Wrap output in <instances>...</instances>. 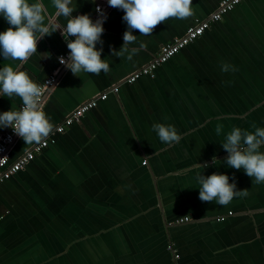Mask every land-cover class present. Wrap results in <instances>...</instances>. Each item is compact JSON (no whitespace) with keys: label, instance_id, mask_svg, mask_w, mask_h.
<instances>
[{"label":"crops","instance_id":"1","mask_svg":"<svg viewBox=\"0 0 264 264\" xmlns=\"http://www.w3.org/2000/svg\"><path fill=\"white\" fill-rule=\"evenodd\" d=\"M221 1L192 0L193 16L169 18L151 36L133 31L137 40L128 47H145L128 60L112 55L124 43L125 13L105 0H73V16L92 20L96 6H106L103 44L96 47L109 71L75 76L63 68L42 104L50 134L83 103L104 93L108 99L0 187V264H175L174 252L180 264H264V183L228 167L221 146L234 127L264 128V0H246L154 78L124 83ZM40 2L66 26L63 16L55 19L52 0ZM8 27L0 16V32ZM67 51L56 31L37 42L22 70L41 84ZM222 63L237 70L222 72ZM18 64L0 56V68ZM21 105L15 95L0 96V114ZM155 123L173 125L180 141L161 142ZM8 129L0 127V135ZM34 145L18 137L12 160ZM213 173L228 175L249 195L227 206L202 202L196 177Z\"/></svg>","mask_w":264,"mask_h":264},{"label":"clouds","instance_id":"2","mask_svg":"<svg viewBox=\"0 0 264 264\" xmlns=\"http://www.w3.org/2000/svg\"><path fill=\"white\" fill-rule=\"evenodd\" d=\"M73 0H52L55 8V19L63 16L66 26L53 22L47 16L45 5L37 0H0V16L6 20L9 27L0 32V56L4 60L19 61V64L0 68V96L11 99L14 95L21 98L22 108L9 110L0 114V127L11 128L26 145L40 144L52 131L53 125L43 111L42 97L48 83L37 84L22 66L27 60L37 53V42L52 33L59 31L67 41L69 55L67 58L59 57V63L66 66L75 76L85 72L99 75L102 71H109V64L102 59L103 48L97 50V44H103L101 37L104 33L103 24L107 19L103 9L95 10L99 18L95 22L88 14L73 16L75 11ZM110 7L122 10L125 14L123 21L127 30L123 34V45L119 51L112 50V55L122 57L127 54V59L132 60L141 49L129 48L137 40L133 31L138 30L143 36H151L159 24L169 18L184 20L194 15L192 0H107ZM47 17V22H46ZM74 37L73 39H69ZM46 56V53H45ZM233 65L222 63L221 71H236ZM50 83V82H49ZM161 142L171 146L178 143L181 136L173 125L163 123L153 124ZM254 132L234 127L226 136V142L221 146L228 153L226 164L236 170H243L245 174L254 178L256 184L264 183V128L255 127ZM222 125H217L216 133L219 135ZM213 162L216 163L215 157ZM198 167L206 168L207 164ZM199 188V199L202 202H213L220 206H227L236 197H247L249 190H237L235 183H229V176L213 173L210 176L202 174L196 177ZM188 216L183 217L187 220Z\"/></svg>","mask_w":264,"mask_h":264},{"label":"built area","instance_id":"3","mask_svg":"<svg viewBox=\"0 0 264 264\" xmlns=\"http://www.w3.org/2000/svg\"><path fill=\"white\" fill-rule=\"evenodd\" d=\"M246 0H222L219 4V7L212 16L205 20H196L195 24L190 27L186 34L180 38L174 40V42L166 44L161 47L160 52L157 57L153 59L148 65L143 67L142 69L132 73L128 76L124 83L132 85L136 83L143 77L154 78L156 71L168 63L172 58L178 55L182 50L187 48L189 45L196 42L200 39L206 31L211 29V27L217 23H220L224 16L233 12L238 6L244 3ZM107 2V0H105ZM103 9L104 14L106 15V6L102 4H98L96 6ZM95 8V9H96ZM96 11V10H95ZM99 18V14L96 12L95 20ZM69 55V50L64 54L61 55L65 58ZM60 56V57H61ZM58 67L52 73V75L43 83H48L49 88H46L44 95L42 97V104L43 101L50 91L57 83L58 77L61 74L63 68L66 66L61 65L58 59ZM50 82V83H49ZM118 87H114L112 92H118ZM108 99V94H100L94 97L93 99L89 100L86 103H83L79 107H77L74 111H72L64 120L63 122L58 125L54 131L45 138L40 144H35L29 151L23 154L20 158L13 161L11 157V153L13 150L14 145L16 144L17 138L19 137L17 134L13 132L11 128H9L6 132L0 135V187L4 185L7 181L11 180L14 176L18 173L26 169L30 163H32L37 155H40L44 152L45 149L48 147L55 145L57 143V136L62 135L66 132V130L73 125L80 124L85 116L92 110L96 109L99 106L100 102H104ZM23 105H21L20 109ZM147 162H144L143 165H146ZM187 220L181 219L177 221V223H185L188 222ZM180 255L174 252L175 264H180L179 261Z\"/></svg>","mask_w":264,"mask_h":264},{"label":"water","instance_id":"4","mask_svg":"<svg viewBox=\"0 0 264 264\" xmlns=\"http://www.w3.org/2000/svg\"><path fill=\"white\" fill-rule=\"evenodd\" d=\"M109 6V5H108Z\"/></svg>","mask_w":264,"mask_h":264}]
</instances>
